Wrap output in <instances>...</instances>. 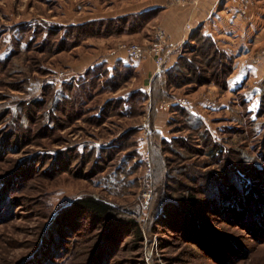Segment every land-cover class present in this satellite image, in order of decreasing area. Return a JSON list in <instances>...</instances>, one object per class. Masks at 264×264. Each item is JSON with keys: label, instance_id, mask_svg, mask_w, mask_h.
Segmentation results:
<instances>
[{"label": "rangeland", "instance_id": "obj_1", "mask_svg": "<svg viewBox=\"0 0 264 264\" xmlns=\"http://www.w3.org/2000/svg\"><path fill=\"white\" fill-rule=\"evenodd\" d=\"M137 1L0 0V264H264V94L210 115L216 133L199 126L176 97L225 90L173 87L149 53H125L165 31L159 13L134 24ZM186 36L169 37L178 59L192 57ZM124 53L152 61L151 82L110 63ZM189 189L232 198L184 212ZM86 198L137 222L141 240L76 210Z\"/></svg>", "mask_w": 264, "mask_h": 264}, {"label": "crops", "instance_id": "obj_2", "mask_svg": "<svg viewBox=\"0 0 264 264\" xmlns=\"http://www.w3.org/2000/svg\"><path fill=\"white\" fill-rule=\"evenodd\" d=\"M145 1L146 5L131 13L159 9L154 22L162 24L167 35L175 41H182L186 35L192 36L198 32L201 36L211 38L222 52L234 59L233 72L228 78L224 93L218 92L215 97L212 91L207 95L205 87L198 92L200 97L186 98L187 103L178 97L174 100L183 104L199 126H206L216 133L210 127V115L228 113L233 107L236 95L242 96L247 103L259 99L260 86L264 82V0H256L255 7L250 8L247 16L241 15L237 7L224 0H202L199 7H174L167 0ZM135 3L142 4L139 0ZM186 23H192L194 33H186ZM115 59L117 60H110V63L121 60L125 64L133 65L140 77L149 79V82L155 76L150 59L131 61L125 53ZM177 60L178 55L169 57L167 68L171 69ZM210 90L217 92L214 84ZM156 128L164 135V129L160 125L157 124Z\"/></svg>", "mask_w": 264, "mask_h": 264}, {"label": "trees", "instance_id": "obj_3", "mask_svg": "<svg viewBox=\"0 0 264 264\" xmlns=\"http://www.w3.org/2000/svg\"><path fill=\"white\" fill-rule=\"evenodd\" d=\"M151 12L158 14L159 9L139 13L138 15H134L130 18L136 20L134 24H139V28H143L146 23L154 18V15H149ZM190 42L196 43V45L192 47V57H180L171 69L166 71V73L163 72L161 75L164 74L166 83L173 87H181L191 84L198 86L214 84L222 91L226 90L228 78L233 72L234 59L222 52L211 38L201 36L198 32H195L192 35ZM122 67L124 69L129 68L128 66L124 65H122ZM159 76L160 75L157 77ZM114 78H117V75H115ZM113 80L114 79H112V81ZM118 88L119 86H117L115 90ZM260 88L263 95L264 82ZM176 110L185 113L178 107H172V111L175 112ZM188 116H190L189 113ZM212 147L215 149V146L212 145ZM217 147L218 148L215 150L211 149V156L214 159L220 157L224 151L220 146ZM235 166H239V164ZM199 190L200 189L188 190L186 199H184L183 202L181 201L183 203L182 206L189 210L184 212H191L201 215L203 210H207L209 206H211L212 209H220V204L222 202L232 198L231 195L226 193V191L222 190V192L220 190L215 196L216 199L211 201V203H208L206 200H203L199 197L201 194ZM74 208L76 210H80V212L83 214L89 215L91 220L96 222L99 221L101 224H103L106 232H111V230L118 227L120 230L124 229V231H130V233H132L137 239L141 240V229L139 224L134 220L121 219V217H119L120 215L114 208L108 206L102 201L86 198L77 201L74 204Z\"/></svg>", "mask_w": 264, "mask_h": 264}, {"label": "built area", "instance_id": "obj_4", "mask_svg": "<svg viewBox=\"0 0 264 264\" xmlns=\"http://www.w3.org/2000/svg\"><path fill=\"white\" fill-rule=\"evenodd\" d=\"M169 1L172 5L198 7L202 0H169ZM226 1L232 6L237 7L239 13L243 16L248 15L250 11V7L252 5V0H226ZM186 29L189 31V33H192L193 31L191 24H187ZM186 40H188V36L186 37ZM153 42L154 43L151 47H146V48L136 44L124 45L121 48L132 59H138L143 57L145 55V52L149 53V55H151L155 61L156 75H159L164 72L168 62V58L174 55V52L179 44L171 42L169 40V36L167 35V33L161 28H158L156 30L153 37ZM146 133H147L146 138L149 135H152V131H148Z\"/></svg>", "mask_w": 264, "mask_h": 264}, {"label": "bare ground", "instance_id": "obj_5", "mask_svg": "<svg viewBox=\"0 0 264 264\" xmlns=\"http://www.w3.org/2000/svg\"><path fill=\"white\" fill-rule=\"evenodd\" d=\"M202 2V1H201ZM201 2H200V4H201ZM200 6V5H199Z\"/></svg>", "mask_w": 264, "mask_h": 264}]
</instances>
